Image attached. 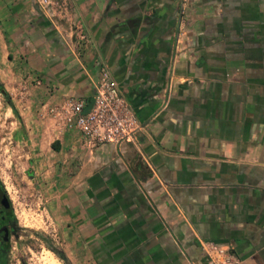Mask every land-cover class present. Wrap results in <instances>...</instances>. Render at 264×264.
<instances>
[{
    "label": "crops",
    "instance_id": "0c3cea01",
    "mask_svg": "<svg viewBox=\"0 0 264 264\" xmlns=\"http://www.w3.org/2000/svg\"><path fill=\"white\" fill-rule=\"evenodd\" d=\"M57 1L0 0V47L59 106L107 65L144 126L91 147L58 121L69 261L264 264V0Z\"/></svg>",
    "mask_w": 264,
    "mask_h": 264
},
{
    "label": "rangeland",
    "instance_id": "374dc122",
    "mask_svg": "<svg viewBox=\"0 0 264 264\" xmlns=\"http://www.w3.org/2000/svg\"><path fill=\"white\" fill-rule=\"evenodd\" d=\"M24 67L0 47V84L18 113L0 92V179L18 225L9 239L7 264H64L49 246L63 250L67 213L62 196L77 168L70 164L64 140L59 150L51 147L61 136L58 104L50 101L34 71Z\"/></svg>",
    "mask_w": 264,
    "mask_h": 264
},
{
    "label": "built area",
    "instance_id": "2783aa9c",
    "mask_svg": "<svg viewBox=\"0 0 264 264\" xmlns=\"http://www.w3.org/2000/svg\"><path fill=\"white\" fill-rule=\"evenodd\" d=\"M38 5L51 19L57 18L56 10L61 6L57 0H36ZM77 21L76 26L81 27ZM56 116L68 129L77 130L88 146L99 143L136 142L138 134L144 130L134 111L126 101L114 79L109 67L100 66V75L95 83L93 102L85 110L82 98H67L55 108ZM203 245L211 261L217 263L216 255L224 254V250L212 243Z\"/></svg>",
    "mask_w": 264,
    "mask_h": 264
},
{
    "label": "trees",
    "instance_id": "16d2710c",
    "mask_svg": "<svg viewBox=\"0 0 264 264\" xmlns=\"http://www.w3.org/2000/svg\"><path fill=\"white\" fill-rule=\"evenodd\" d=\"M0 92L8 99V103L9 105L12 107V109L17 113L11 99H10V95L8 93V91L5 89V87L3 86V84H0ZM51 147L54 149V150H59V142L58 141H53L51 143ZM1 195H4L8 198L9 202H10V199L8 197V194L6 192V189L0 179V199H1ZM3 209V211H2ZM6 212V213H5ZM5 214L4 218H9V220L11 222H13L16 226L17 225V217L14 213V210L12 208V205H11V202H10V206L8 208H5L1 202H0V219H1V215ZM51 249L54 250V252H56V254L58 255L59 258H61L63 261H64V264H72L69 259L67 258V256L65 255L64 251L62 249H58L57 247H53V246H49ZM7 253H8V245H6V248H2L0 250V264H7Z\"/></svg>",
    "mask_w": 264,
    "mask_h": 264
},
{
    "label": "flooded vegetation",
    "instance_id": "af4514ba",
    "mask_svg": "<svg viewBox=\"0 0 264 264\" xmlns=\"http://www.w3.org/2000/svg\"><path fill=\"white\" fill-rule=\"evenodd\" d=\"M4 216L5 214L2 213L1 219H0V250L2 248L3 249L6 248V245H8L9 243L11 234L16 232L18 228L13 222L9 220V218L6 219L4 218ZM6 235H8L7 239H5Z\"/></svg>",
    "mask_w": 264,
    "mask_h": 264
},
{
    "label": "water",
    "instance_id": "95a60500",
    "mask_svg": "<svg viewBox=\"0 0 264 264\" xmlns=\"http://www.w3.org/2000/svg\"><path fill=\"white\" fill-rule=\"evenodd\" d=\"M0 202H1V204L5 207V208H8L9 206H10V202H9V200H8V198L6 197V196H4V195H1V199H0ZM8 238V235H6V237H5V239H7ZM51 249V248H50ZM53 252H54V250L53 249H51ZM55 254H56V252H54ZM57 255V254H56ZM58 256V255H57Z\"/></svg>",
    "mask_w": 264,
    "mask_h": 264
}]
</instances>
